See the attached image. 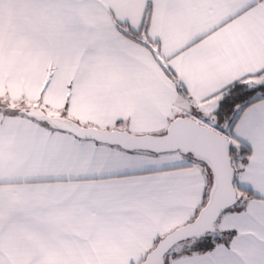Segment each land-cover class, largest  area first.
Listing matches in <instances>:
<instances>
[{"label": "snow or ice", "instance_id": "1", "mask_svg": "<svg viewBox=\"0 0 264 264\" xmlns=\"http://www.w3.org/2000/svg\"><path fill=\"white\" fill-rule=\"evenodd\" d=\"M0 264H264V0H0Z\"/></svg>", "mask_w": 264, "mask_h": 264}]
</instances>
